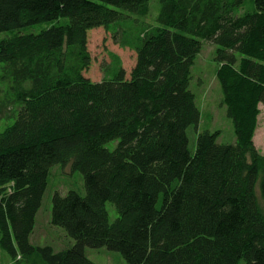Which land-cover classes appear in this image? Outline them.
<instances>
[{
    "label": "trees",
    "instance_id": "obj_1",
    "mask_svg": "<svg viewBox=\"0 0 264 264\" xmlns=\"http://www.w3.org/2000/svg\"><path fill=\"white\" fill-rule=\"evenodd\" d=\"M151 2L0 0V247L12 264H96L86 250L103 247L127 264H264V0H160L155 23L126 27ZM116 26L134 67L114 60L93 81L89 31ZM205 43L231 144L201 128L191 82ZM56 166L85 188L53 193L50 222L72 238L60 251L32 240Z\"/></svg>",
    "mask_w": 264,
    "mask_h": 264
},
{
    "label": "rangeland",
    "instance_id": "obj_2",
    "mask_svg": "<svg viewBox=\"0 0 264 264\" xmlns=\"http://www.w3.org/2000/svg\"><path fill=\"white\" fill-rule=\"evenodd\" d=\"M150 13L147 16L131 15V19H126V27L144 28L149 23H155V19L160 12V0H152L150 4ZM89 50L92 56V62L88 71V77L93 81L104 79L105 72L112 67L113 61L119 59L122 65L130 71L136 62L137 54L130 48L122 44L125 33L122 26L95 28L89 31ZM127 34V33H126ZM217 45L205 43L202 52L195 58V64L192 69V91L197 97L198 106H200L203 122L201 128L212 132H221L220 142L225 144L234 143L236 140L235 129L232 119L228 116L227 109L223 105V94L221 85L217 79V69L219 64L215 61L217 53ZM2 69L0 68V95L2 94V86H4ZM264 111V108H263ZM1 118L9 117L7 112L0 114ZM1 120V119H0ZM264 121V118H263ZM9 122V121H8ZM1 123V122H0ZM7 124H0L1 129ZM264 128H260L257 142L264 147ZM191 145H196V134L194 128L189 131ZM110 145L115 146V142ZM109 145V146H110ZM257 147V146H256ZM264 155V154H263ZM74 189L77 192L84 193V179L80 172H64L60 167H53L48 191L44 198L42 208L36 219V228L33 233V243L35 245L48 246L52 245L57 251L66 249L70 246L72 238L62 228L52 225L51 209L53 193L57 190L68 192ZM260 206L264 213V197L258 190ZM110 218L113 220L117 217V210L113 203L107 204ZM1 239V236H0ZM71 240V241H70ZM87 254L91 261L96 264H127L118 252H111L106 247L101 249H87ZM13 260L0 247V264H12ZM240 264H246L242 261Z\"/></svg>",
    "mask_w": 264,
    "mask_h": 264
},
{
    "label": "crops",
    "instance_id": "obj_3",
    "mask_svg": "<svg viewBox=\"0 0 264 264\" xmlns=\"http://www.w3.org/2000/svg\"><path fill=\"white\" fill-rule=\"evenodd\" d=\"M262 108H263V106H262ZM262 115H261V117H260V119H259V128H258V131L256 132V137H255V144H256V146L261 150V152L264 154V147H261L260 146V144L257 142V140H258V136L257 135H259V131H260V128L262 127V129L264 128V121H263V118H264V111L262 110V113H261ZM264 134V133H263Z\"/></svg>",
    "mask_w": 264,
    "mask_h": 264
}]
</instances>
